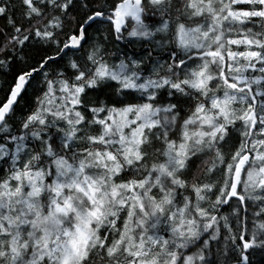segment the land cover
<instances>
[{"label": "snow or ice", "instance_id": "1", "mask_svg": "<svg viewBox=\"0 0 264 264\" xmlns=\"http://www.w3.org/2000/svg\"><path fill=\"white\" fill-rule=\"evenodd\" d=\"M0 75V264L264 249V0H0Z\"/></svg>", "mask_w": 264, "mask_h": 264}, {"label": "trees", "instance_id": "2", "mask_svg": "<svg viewBox=\"0 0 264 264\" xmlns=\"http://www.w3.org/2000/svg\"><path fill=\"white\" fill-rule=\"evenodd\" d=\"M4 77L0 75V81H3ZM250 264H264V249L256 248L251 250L249 256Z\"/></svg>", "mask_w": 264, "mask_h": 264}]
</instances>
